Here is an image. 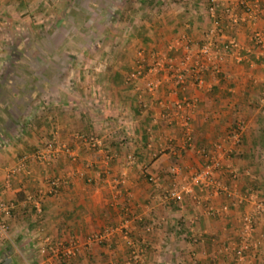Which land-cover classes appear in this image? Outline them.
<instances>
[{"label": "crops", "instance_id": "0c3cea01", "mask_svg": "<svg viewBox=\"0 0 264 264\" xmlns=\"http://www.w3.org/2000/svg\"><path fill=\"white\" fill-rule=\"evenodd\" d=\"M77 1L84 0H0L1 38L5 30L24 27L35 37L25 49L17 43L10 51L14 58L4 57L9 45L0 49V201L8 205L0 213L8 224L7 237L0 240V264H66L69 256L71 264H237L222 247L237 236L241 210L252 206L242 208L198 185L186 186L177 201L166 197L165 189L183 184L215 156L220 161L214 171L217 181L235 186L240 194L254 191L264 200V105L258 100L264 88V57L252 44L247 21L230 33L249 53L241 60L220 53V73L205 70L209 88L186 79L174 95L166 80L147 93L142 77L125 81L133 70L134 51L174 46L182 33L195 50L208 25L205 0H108L114 12L116 5H123L119 19L113 20L119 23L117 29L111 17L94 23L99 18L97 1H90L86 10L92 13L85 18L76 10ZM136 2L139 17L135 8L129 14L127 6ZM40 5L47 7L43 21L49 24L44 29L31 26L28 14L21 16L24 9L31 12ZM259 6L256 26L264 29V0ZM53 18L59 25L52 29ZM129 18L135 23L130 33L137 38L134 43L122 37L129 32L118 29ZM84 20L95 26L91 34L108 31L121 42L98 50L109 58L65 59L67 36H81ZM148 36L149 43L144 40ZM24 52L26 57L20 55ZM257 55L261 62L248 68L249 56ZM185 99L195 100L189 146L171 115L175 102ZM161 110L174 123L159 117ZM78 132L97 135L100 148L83 147L75 140ZM52 141L64 143L75 156L60 151L37 161L34 152L44 151ZM126 154L134 161L128 162ZM17 164L23 169L9 175ZM230 170L236 173L234 179ZM54 178L57 187L51 193L48 182ZM222 205H227L225 213ZM105 231L100 242L88 241ZM45 236L50 245L42 252ZM253 238L257 246L246 264H264V213L256 215Z\"/></svg>", "mask_w": 264, "mask_h": 264}, {"label": "built area", "instance_id": "2783aa9c", "mask_svg": "<svg viewBox=\"0 0 264 264\" xmlns=\"http://www.w3.org/2000/svg\"><path fill=\"white\" fill-rule=\"evenodd\" d=\"M259 0H234L232 4H225L224 0H205V16L208 19V25L204 34V39L201 43L196 45L195 50L192 51L190 39L185 34H180L176 38V45H167L163 49L155 50L150 55L151 62L145 63L143 60V51L140 49L136 52V57L133 61V70L130 71L127 79L132 81L133 78L142 77L144 79V90L147 93H153L160 85L170 80L173 86L171 90L176 95L178 88L184 86L185 80L188 78L192 85L196 87H210V83L205 80V70L210 69L213 75L220 73L219 55L232 56L236 60H241L249 49H244L237 39L230 33V31L238 28L240 23L247 21L250 28V37L254 47L259 49V53L264 57V29H259L256 26L258 15L260 13ZM229 27L228 30H225ZM232 29V30H231ZM228 31V32H227ZM234 32V31H233ZM182 50V56L174 60L170 58L168 53L176 51L177 48ZM251 66V61H248ZM264 99V92L261 94L260 100ZM175 107L171 111L173 120H177L183 133V141L186 145L191 144L192 134L189 127V118L192 109L195 107V100H177ZM159 117L168 119V115L164 111H159ZM169 123L172 119L169 117ZM174 123V122H173ZM79 138L82 145L88 149L100 148V141L98 137L87 134H75ZM60 151L67 156H72V151L64 143H48L44 151L37 150L33 157L40 162L46 161V155L55 156ZM200 151H202L200 149ZM105 160L110 158L109 153H105ZM128 162L134 161L132 154H126ZM220 168L219 157H208L206 162L200 169L194 170L187 177L185 182L181 185L172 183L165 189V196L172 200H180L182 191L186 186L198 185L201 187L210 188L214 194H220L224 197L232 199L242 208L245 204L251 208L242 209L239 215V230L235 239H230L225 242L222 251L229 254L230 258L237 264L250 263L249 255L257 246V241H254V229L256 215L264 213V201L258 198V195L251 191L248 195L237 192L235 186H228L226 183H221L214 178V171ZM23 169L22 164L10 168L9 175H15ZM232 179L236 177L234 170L228 171ZM153 180L152 177H148ZM50 192L54 193L57 187V179H52L49 182ZM8 205L0 201V213L6 211ZM35 211L41 215L39 205H36ZM212 209L209 210V212ZM227 211V205L221 206V212ZM215 212V211H212ZM8 224L0 216V240L7 237ZM105 232L94 233L88 237V241L100 242L105 237ZM48 236L43 237L44 243L40 247V251L49 248ZM75 246L72 247V253L75 252ZM219 264H225L220 262Z\"/></svg>", "mask_w": 264, "mask_h": 264}, {"label": "rangeland", "instance_id": "374dc122", "mask_svg": "<svg viewBox=\"0 0 264 264\" xmlns=\"http://www.w3.org/2000/svg\"><path fill=\"white\" fill-rule=\"evenodd\" d=\"M90 1H92V0H88V1H77V5H76V10H78L80 13H82V18H85V17H89L90 15H91V13H92V11H90V12H88L87 10H86V8L88 9V7L87 6H89L90 5ZM94 1H97L99 4H98V6L96 7V15H98L99 16V18L96 20V21H94V23H102L103 24V21H105V18H110V22L112 23L113 22V20H115V18H117L116 17V15H117V13L120 11V10H118V9H120V7H122L123 5H116L115 6V8H116V10H115V12L114 11H112V9L114 8V6H111V7H108V5H107V1L108 0H94ZM128 7H130V12H129V14L134 10V8L136 9V12H137V17H139L141 14L138 12V9H139V7H140V5L138 4V2H136V5H127ZM30 8V7H29ZM24 9L23 10V12H22V15L21 16H23V17H26V14H28V19H29V21H31L30 22V24H31V26H35V27H38V26H40L41 28H43L44 29V27H46V26H48V24H49V20H47V22H45V24L47 23V25H45L44 24V21H43V19L45 18V16H46V12L45 11H47V7H46V5L44 6V7H41V5L40 6H38V7H36V8H34L31 12H29V10L30 9ZM70 10V9H69ZM89 10V9H88ZM128 10V9H127ZM66 13V12H65ZM67 13H69V11L67 12ZM122 13V12H121ZM121 13H120V16H121ZM142 13V12H141ZM85 14V15H84ZM84 15V16H83ZM33 16V17H32ZM22 17V18H23ZM32 17V18H31ZM124 16H123V13H122V18H123ZM206 17V16H205ZM125 18V17H124ZM41 21V22H38L39 20ZM80 19V18H79ZM119 18H117V20H118ZM130 19V18H129ZM25 20V19H24ZM23 20V21H24ZM58 19H56V18H53L52 19V29L54 28V27H56V26H58L59 25V23H58V21H57ZM4 21V20H3ZM132 21L133 20H129L127 23H125L124 24V27L123 28H121V27H119L118 26V29H120L121 31L123 30V29H125V31L126 32H129V35H127V34H125V35H123L122 37H124L125 38V41H128V43H134V41H135V39H137L134 35H130V33L132 32V28L134 27V25H135V23H132ZM206 21H208V19L206 18ZM32 22H35V24H32ZM27 23H28V21H27ZM79 23V22H78ZM83 23H84V25H82V27L84 28V29H82V30H79V28H78V30L79 31H81V36H77V37H70L69 35L67 36L68 38L66 39V41H65V43L63 42V40L61 41V44H65L64 46H63V48H65V51H66V60L67 61H75V60H88V59H92L93 57L92 56H94V58L95 59H101V60H103V59H106L107 57L109 58V56H107V55H104V53H106V51L104 50V53H102L101 55H99L98 54V52H100V51H98V50H102L103 49V46L105 47L106 45H109L108 47H110V46H112V45H119L121 42H119V40L117 39V38H113L112 36H110L111 34H109L108 33V31H106V32H103V31H99L96 35H93V34H91L90 32H89V30H92L93 29V27L95 28V26L93 25H91V26H88L89 24H90V22L88 21H83ZM7 24V23H6ZM5 24V25H6ZM25 25H26V23H25ZM69 25V24H68ZM113 25H114V27L117 29V25H119V23H118V21H117V23H116V21H114L113 22ZM13 27H17V26H14V25H12ZM20 26H23L22 25V23H20ZM72 26L70 25V27L68 26L67 28V32L69 33V32H71L72 31V28H71ZM18 28V27H17ZM22 28V27H21ZM127 28V29H126ZM70 29V30H69ZM93 31V30H92ZM202 33V32H201ZM59 35V33L57 32V33H53V34H51V38L53 39V37H57ZM114 35H116V34H114ZM40 36V35H39ZM122 37H121V39H122ZM72 38H76V39H72ZM130 38V39H129ZM132 38V39H131ZM149 38H151L150 36H148V37H146V39H144L145 41H147L148 43H149ZM202 38L204 39V34L202 35ZM32 39H35V37L33 36H31V34H30V32H28V30H26V27H24V29H22V30H20V29H16V28H13V30H12V32H10V33H7V31L5 30V31H3V35H2V38H1V36H0V49H2V46H4V45H9L8 46V48H5L4 47V57L5 58H14L13 56H14V54L15 53H13L12 55H11V50L13 51V50H16V44L17 43H19L20 45H21V47H22V49H23V47H24V49H25V46H29V45H32ZM58 39V38H57ZM140 41L141 40H139V43H140ZM195 41V40H194ZM36 43H38V41H35ZM136 46L138 45V42H137V44H135ZM15 46V47H14ZM142 47V46H141ZM27 49H28V47H26ZM80 48H82V49H80ZM21 49V50H22ZM82 50L83 52H80V50ZM105 49H107V48H105ZM140 49L138 48V49H136L135 51H134V57H133V59H132V65H133V61H134V59H135V57H136V52L137 51H139ZM159 50V49H158ZM155 51V49H152V50H149V51H147V50H143V60H144V62L147 64V63H149V62H151V60L150 59H148V57H146V56H150V55H152V53ZM258 51H259V49H258ZM183 52H181L180 50H179V48H177V50L176 51H170L169 53H168V55L170 56V58H172V59H174V57L175 56H177L176 57V59H179L183 54H182ZM109 54V53H108ZM10 55V56H9ZM21 56H23V57H26L27 55H26V52H24V54L22 55V54H20ZM97 56H99V57H97ZM2 57V56H1ZM253 57H255V56H253ZM263 57V56H262ZM256 59H254V58H251L250 56H249V58H248V61H251V66H249L248 65V61L246 62V65H247V67L248 68H250V67H253V64L256 62V61H260L261 62V57H260V55H257V57H255ZM262 60H264V58L262 59ZM221 69V68H220ZM129 73L130 72H128V74L126 75V77H125V81H126V83H128V79H127V77H128V75H129ZM205 77V76H204ZM134 79V78H133ZM188 79V78H187ZM126 85V84H125ZM261 92H264V88H263V90H262V88L260 89V91H259V93H261ZM260 98H261V95L259 94V96H258V100H260ZM259 103H262V105H261V107H263V105H264V99L263 100H260V102ZM238 123V125H241L242 124V122H237ZM180 127V126H179ZM182 133V132H181ZM76 134H87V135H94V136H96V137H98L97 135H95V134H90V133H76ZM181 136H183V133H182V135ZM74 137H75V140H77L80 144H81V142H80V140H79V138H76V136H75V134H74ZM98 139H99V141H100V145H101V140H100V138L98 137ZM82 145V144H81ZM83 147H85L86 149H88L85 145H82ZM99 149V148H98ZM90 150H97V149H90ZM67 156V155H66ZM75 155H74V153H72V156L70 157V156H68L69 158H73ZM185 182V181H184ZM245 192V191H244ZM262 201H264V200H262ZM75 255V252L72 254V256H74ZM72 258H71V256H69L68 257V259H67V261H66V264H71V262H72V260H71ZM195 261H196V259H195ZM73 263V262H72Z\"/></svg>", "mask_w": 264, "mask_h": 264}]
</instances>
